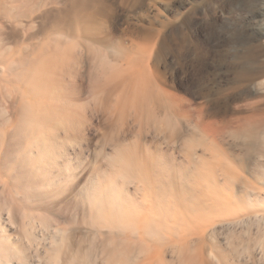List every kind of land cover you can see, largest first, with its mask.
I'll return each instance as SVG.
<instances>
[{"label": "rangeland", "instance_id": "374dc122", "mask_svg": "<svg viewBox=\"0 0 264 264\" xmlns=\"http://www.w3.org/2000/svg\"><path fill=\"white\" fill-rule=\"evenodd\" d=\"M2 1L0 0V2ZM15 1L18 4L15 5L16 2H13V0L10 1L8 0L7 1L8 3L4 7V9L0 8V39L3 38L2 40H0V92L1 94L4 93L6 96L9 93L8 97H5L4 94L2 95L4 96L5 99L6 98H9V100L15 99V102L19 101L20 99V96L19 97L17 96V95H21V93H19L20 91L23 92L24 94H27L23 91V89L21 90L22 87L20 86H22V84L16 83V81L13 80L12 77L7 76L6 68L8 67L9 63L7 61L9 59L11 61L16 60L18 59L17 56L21 57L20 56L21 54L24 56V58L26 55H28L26 56V58L28 59L33 58L30 57L31 55L34 56L35 58V56H37L38 54L41 55V57L43 55L47 57V55L50 56L51 50H53L52 52L55 54L53 53L52 54L55 56H51V59L53 58L52 60L53 64L56 63L54 65V72L56 73V76L57 75H59V77H61V75L63 76L61 78L56 77L57 80L55 84L57 85V87L61 86L60 88L62 90V84L64 83V81H66L63 85L64 88L62 91L65 92L63 96L64 98H66L65 96L69 95L68 96L70 97L69 100L67 99L68 98L67 97L66 98L67 100L65 99L66 100L65 102L64 98L62 99V96H60L61 98L60 99L59 97H57V95L49 96L50 94L48 95L50 98H48V96L46 95H40L36 97L33 94H32L33 96L30 98L29 96L31 95L29 94H27L26 97L31 102H38L40 104L47 103L46 105L43 104L47 107V106H52V104L56 105V103H53L55 101V100L53 101V98L55 96V99H57V101L60 100L59 102L57 101L55 102L59 103V105L61 104V106H59L62 107L61 110L65 111V114H68L70 116L73 115L72 116L73 125H71V127L72 128L75 127V131L71 127L67 130L62 128H61L62 130L60 128H55L53 131L51 130L52 133L49 134L52 141L55 142L54 146H56V142H58L59 139H60L59 140L60 143L58 142L57 146L62 144L63 139L61 140V137L65 138L64 140L66 141L69 139L68 140L69 142H67L66 144L68 145L66 146L67 150L64 149L65 147L64 144L61 145L64 147L60 146L61 147L60 149H58V147L56 146L58 150L55 147L54 156L55 155L56 156L54 158L55 160H57L55 161L56 164L58 160L61 158L60 163H58L59 170L58 168H55V166H57L58 164L56 165L53 160H52L53 163L51 162V164H48L46 166L45 176L46 178H48L46 179L47 182L50 181L52 182V180L49 181L50 176H51L50 178L51 179L53 178L54 180L52 182V186H48L49 188L48 191L51 190L52 188V190L49 191V193L50 194L53 193V194L50 195L51 197L47 196L48 198L47 197L45 198L48 199L46 201L49 200L51 201L48 202L47 205H45L46 203L45 199H44L45 202L41 203L42 206L44 207L42 211L37 206H28L27 203H23V207L20 206L21 207L20 209L17 200H19V198L20 199L22 198L20 197L19 194L16 196L17 194L16 193L14 195L16 196L15 198H13L9 194L12 198L11 199L8 197L7 191L2 192V188H3L1 187L2 183L6 182L5 183L6 185L8 183L10 184L12 177H14V175L17 174L15 173L17 171L15 169L8 170V175L7 173L0 171V181H2L0 182L1 184L0 196L3 195L2 197H5L4 194L7 193L5 194L6 199L8 197L7 200L4 198L1 199L2 198L1 197L0 199L3 200V202L0 200V205H4L5 207L4 202L9 200L8 203L6 202V205L7 207L9 206L11 208L10 211H8L7 208L5 209L3 207V209H5L4 210L5 212L8 211L6 213L4 211L3 213L1 211L2 209L0 210L2 212L0 213V230L3 231L4 233L6 231V233L3 234L10 238V242L12 240L13 242L17 241L15 243L13 242L12 243L18 244L20 249L23 248L24 250L26 249L25 247L22 248L23 244L24 246L26 245V247L29 246L27 245V241L30 242V244H32L31 250L29 249L28 252L26 253L27 255L30 254L31 258H29V256L27 255L24 256L29 258V260H27L29 261V264H49V262L51 263L55 261L52 257L51 259L53 260L49 259L50 256L48 255V253L49 254L51 253L50 249L51 250L54 249V252H52L51 255L54 256L53 253L56 252L55 246L58 245V243L56 244V241L59 240V236H56L59 235L57 234L59 233L58 231H62L63 233L66 231V234L68 233L69 240L66 239L67 241H65L64 244L66 242L71 244V242H69L71 240L73 242L71 244L73 248L74 245L79 243L78 254L76 255L77 259L80 257V260L79 259L76 260L78 264L79 263L86 264V262H84L86 260L85 256H87L88 259L87 264L88 262L90 264H95V263L101 264L102 262L103 264L105 255L100 252H102V248L104 246L100 247L101 245L99 246V243H102L103 245L104 242L107 241V243L105 244V246H107L109 245L108 243L111 242L113 239H118L121 242L123 238L126 239L123 241V243L125 242L124 244H126L127 252L129 255L128 264H148L153 260L155 261V264H172V263L177 264L178 252L176 250L173 251V249L178 248L179 243L181 245L182 242L183 243L187 242L188 251L191 250L193 251L196 248L195 244H197L196 242L198 241L195 239H198L197 237L200 234L205 235V242L207 239L208 241L210 240L209 242L207 241L206 243H208V245L209 243H211L212 246L210 245L209 247H207L208 245L206 244L207 245L206 249L212 247L214 250H216L218 254H220L223 257L224 264L228 263V261L229 262L231 261L228 264H233V263L234 264H241V263L264 264V248L262 252V248L259 247L261 241L260 237L264 231L263 230L264 228L261 223H260L261 225H258L259 218L258 219L255 218L254 220L253 217L254 222H252V224L249 223L250 225L248 224L245 225L244 226L245 229L242 225L245 224V221L244 223L242 222V224L239 225L241 228L239 226L238 228H236L237 226H234L233 232L237 234H233L232 231L231 233H229L228 232L229 230H227L226 232V229H228L227 227L228 224L227 223L224 224V222L227 221L225 219L234 217L241 220H247L249 217L253 216L252 214L249 215V209H250L249 205L245 204L247 206L246 207L245 205H243V203L239 201L240 200L239 197H237V194H240V192L242 191V186L240 182L234 179L232 181L233 184L230 187V185L226 184L225 182L224 178L226 176L234 178L235 176L240 175V176H246L249 179L253 178L250 181L252 183L253 189H255V192L258 194L259 198L256 200L254 199L255 203L258 201L256 203V205L258 206L255 207V205H253L254 202L252 201V207L255 210L256 214L261 216L264 213V180H262L263 178L259 177L260 174H255L256 177L250 174V173H261L264 170V155L256 151L247 153L243 149V147L240 146V143L237 140L233 139L231 136H229V134L224 130H220V132H217L216 134L208 135L202 132L199 129V127L195 125L194 122L199 120L200 117H197L198 115L197 109L202 107L203 112L201 115V120L203 122H207V120L209 121V118L212 115L211 113H213L214 117L211 118H213V120L215 121L214 126L219 128V125H221L223 118L229 117L233 111L232 106H230L232 104V102L230 101L232 99L231 96L235 93H239L240 91L241 92L245 91L246 89L245 86H241L240 88L235 90H230L226 88V85L230 86L235 84L236 78L234 75L235 74L234 70L239 68L240 64L244 62L243 57L237 58V56H241V55L245 56L249 54H253L257 58H262L264 56V42L257 37L258 30L257 29L253 30L248 28V23L250 20L252 21L255 19H259V20L264 19V14H260V10L262 5L264 4V0H142V1L141 0H137V1L136 0H94L92 2V6L93 8H95L94 10L97 11L99 14L95 16V18H93L91 26L93 25L94 27H92V29H94V31L95 29L96 31L97 30L101 31L102 29L104 30L105 28V30L104 31L102 30L101 31L102 33L99 34L98 33L96 34L95 33L96 31L95 32L92 31L93 32L92 35L93 34L97 35L95 37L97 38V40L95 38L91 39V37H93L91 35L90 41H88L89 38L87 36L79 33L80 30L78 31L79 26L77 23H74L72 19L70 18L68 19L64 16L66 14L65 12L66 10L64 11L63 9H65V6L68 5L66 4L67 3L66 0H61V1L52 0L51 2L49 0H40V1L36 0L37 1L36 7H35L36 1L34 0L35 9L33 10L31 9V14L29 17L30 19L27 16H25L24 13L23 15L25 17L22 16V12H25L24 9H27V5H28L27 1L29 0H23V1L19 0L20 2L18 0ZM9 2L11 4L14 3L15 6L10 5ZM8 4L12 6L11 8H13V6L18 8V9L15 8L16 12L18 11L17 12L18 14L21 13L19 17L17 18L15 17L16 20L15 22H13L14 18L12 19L10 18V16H14L16 12L13 13L15 10H10L11 8L7 6ZM110 8L112 10H110ZM55 9L56 10L60 9L61 12L59 13L58 11L57 14V11H55ZM42 11L43 12L46 11V16H44L45 13H42ZM11 12L12 15H10ZM1 13H4V15ZM5 13L7 15H5ZM48 13L50 14L49 17L47 18ZM42 14H44L43 15L44 18ZM40 15H41V19L39 18ZM99 15L101 17H99ZM54 16L57 18H55ZM105 17L106 19H104ZM46 18L48 19V21ZM53 18L54 21L49 20ZM8 19L11 23L8 21ZM10 19H12L13 21H11ZM42 19L44 20L42 21ZM44 21L48 22V23L45 22L47 23V25L44 23ZM57 22L58 23L60 22L59 24L61 25L57 24ZM98 24L100 27L98 26ZM142 27L148 30L150 33H152L153 36L145 37V34H143L142 31L138 32V30H142ZM20 28L23 30H21ZM59 28H61L62 30ZM67 32L70 33V36H68L69 34H67ZM54 36L58 37L57 39L60 43L59 46L62 47L61 48L62 50H65V52H63L61 49H59L60 47L58 46V49L62 52L61 54L63 55H61L60 51L57 50L59 52L58 53L59 56H56L58 55L56 54L57 51H54L56 47L52 49L53 47L52 44L55 42L53 40ZM81 36L82 37L84 36L85 38H82ZM48 38L51 40V46H50L51 49L49 48L50 52L47 50L48 48L46 49V47H49L48 45H50L49 44L50 40ZM81 38L83 39L82 41L87 40L86 42L89 43L90 42L92 43V40L98 41V38L100 39L98 43L106 42L104 43L105 45L102 46H100V44L98 45V43L95 42L98 46L96 48V45L95 46L93 45L94 43L93 41L92 45L94 46L93 48L95 49L92 51L91 48H89L90 45L88 44L89 45L88 48L90 50L88 49L87 51H90L89 55L90 53L95 52L96 56H100L99 48L100 50L105 51L106 54L109 53L108 54L109 64L105 62L104 64L101 63L103 62L102 60H104L105 58L103 56V59L101 58V60H98L100 59L98 57L97 61H99V64L96 65L98 63L96 59L92 61L93 58H95L96 56L90 57L93 56L95 53L91 54L90 56L88 55V52H86L87 46H85L84 44L85 42L83 43L81 42ZM101 38L102 39L106 38V39L104 41H101L102 40ZM79 43L82 44L79 45ZM107 43L108 46H106ZM73 45L74 47H72ZM69 47H71L72 49L69 50ZM102 47L105 48L102 49ZM43 49H46L47 51L46 50L44 51L49 52L50 54L49 53L47 55L44 54V52H42ZM67 49L72 54H70ZM96 50H98V53ZM102 51L101 54L103 53ZM113 51L118 53L117 54L112 53ZM64 53H66L65 54L66 57ZM68 53L69 56H67ZM63 58L64 60H62ZM56 61L58 62V64ZM106 64H108V66L109 65L112 66V68L108 69L109 71L108 70L106 71L105 67L102 68L103 67L102 65L107 67ZM59 65L60 66L62 65L61 68L59 67L60 72H58L59 70L57 71V69H59L58 68ZM94 65L97 67H95ZM98 69L99 71H97ZM101 69L102 71L104 69L107 72L105 74V72L103 71L105 74L103 76L102 74L100 75L99 73ZM65 70H67L66 71L67 74H65L66 73ZM69 71L72 73V75L73 74L75 75L74 78L77 79L75 81L77 82V84L74 83L75 79L74 80L72 79V75ZM68 73L70 75H68ZM91 73H93V76ZM99 75L100 77L98 80ZM67 76L69 77L71 76L70 78L71 80H73L72 81L73 83H71V80ZM88 77L90 79L92 77L95 78H92L90 80ZM93 79L99 82L98 83L96 82L95 85L94 82L91 83ZM69 80L71 84L67 83L69 82ZM69 84L72 85L73 87H70ZM75 84L77 85V87ZM65 85L68 86V88H72V91L73 89H75V91H73L74 94L72 91H70L71 89L70 90L68 88L66 89ZM3 86H5V88ZM11 87L13 88V90ZM67 90H69L68 93H70L71 95L70 94L66 95ZM5 91H7L8 93H6ZM161 91L172 93L178 96L179 98H181V100H183L184 107L187 108L188 111L191 113L192 116L191 119L190 118L182 119V117L177 118L176 115L171 114L172 111L168 115L170 117L167 118V114L169 113L170 110L167 108L168 111H166L165 109L166 111L165 112L159 106V101H158L159 96H157V94L160 95L159 93H161ZM10 93L11 95L12 94L13 95L11 96ZM16 98H18V100ZM153 98H155V100ZM0 99L2 100L3 97H0ZM1 100H0V109H1L0 111H2L3 106H5V108L8 107L4 105V100H2V102ZM7 100L8 99H6L5 101ZM9 100L7 102H11ZM68 101L70 102V105ZM148 101L150 103H148ZM153 101H155V103L157 102L156 103L157 105H155ZM151 102L153 103V106ZM260 104L261 105H259V107H264L263 101ZM154 105L156 106V108ZM65 107L66 109L69 108L70 110H64ZM3 110L4 112H6L5 115H8L7 112L9 111L8 110L5 111V109ZM159 112H161V114ZM63 113L57 112L56 115L59 119H61V117L64 116ZM165 113L167 114L165 115ZM2 114L3 117H5L4 113ZM208 114L210 116H208ZM171 115L174 117L175 119L174 121L170 120V118L172 117ZM0 120L2 121L1 117ZM164 121L165 123L169 121V123L167 122L165 125ZM175 121H177L178 123L176 122L177 124H175ZM2 122H4V120ZM173 123L175 125H173ZM170 124H172L175 127H173ZM77 128H79L80 131L83 130L81 132L83 134H80L78 130L77 132L76 131ZM55 130H57L58 132H56ZM73 131L75 132V136L73 135L74 134ZM66 132L69 133L68 134L69 136L73 135L74 137H72V140L75 141H72L71 137L68 138L67 136L66 138L65 137ZM118 133L119 136L121 137L128 135L127 137L125 136L126 138L124 140L125 144L126 143L129 144L126 145L131 148L132 146H136V147L138 146L139 147L138 151L142 152L141 155L144 153L149 154L148 151H150L151 156H149V158L152 159V156L161 157V162H160L162 164L161 166H164L163 163H166L165 165L169 164L167 166L174 164L173 167L179 168L180 170H187L189 173L192 174V177L195 176L193 179L187 182L189 186L196 188L195 193L193 192V195L192 193L190 194L191 202L194 200V199L192 200V198L194 197L195 199L199 198L196 199L197 201H193V203L195 202V204H192L190 201L186 200L189 194L188 195L184 194L183 192H181L179 188H178L179 191H176L172 187V185L168 180L167 171L165 172L166 174L163 172V174H160V176L158 177L160 181L163 180V184H162L163 187L164 188L167 187L163 189V192L164 191L166 192L164 194L162 193V195H157L156 191L152 193V191L154 190L152 186L154 184H152V182L154 181L155 184L158 183V181L152 176H151L152 179L150 178V176H148V178L146 177L144 178V180H140L143 178L131 177L129 178L130 179L129 181L128 178L127 179H125V177L123 178L121 174L120 175L116 174L117 176L119 175L116 178L117 179L116 185L118 188H120L119 185L121 186L123 182L122 180H120V178L122 177L121 179H124L122 186L124 187L123 193H125V195L121 197L122 201L120 200L121 201L120 204L124 209L125 207L129 208V206L132 203L134 209L131 208L132 206L130 207V209H132L133 212H131V210L127 211L129 210L128 208L124 209V211L126 210L125 211L126 213L125 220H127L125 221L126 223L120 222L119 225L114 224L116 225V227L117 226L118 227L116 228V231L114 230L113 232L112 230L113 233L110 232V235L107 232H109V229L114 227L112 225L113 224L112 222H111L112 224H110L111 228H108L109 225L106 226V224H108L107 221L105 225H102V223L104 224L103 221H99V223H101L102 226L94 225V224L93 226L92 225L89 226L91 222L86 223V218L92 219L93 223L95 224H97L98 221H94L93 217H91L92 215L88 213L90 210L87 208L88 206L87 200L84 201L82 199L83 197L81 198L83 201H79L80 199L78 197L77 198L75 197L76 200H74L73 195H68V196L66 195L67 197H63L65 196V192L64 194H62L63 191L61 192L60 188L63 185L64 187L65 185L69 187L68 185H71L73 180V185L79 182L77 183L79 186L80 182H82L81 183L83 186L82 189L84 188L89 189L90 187L89 185H92L97 180L96 179L97 172H105V175L108 174L111 176L113 173H117L113 167L115 165L113 164L112 166V163L109 162L107 157L113 153V149L111 145L114 146V141L116 140ZM136 133L139 135L141 133V135L143 134V136L141 135L136 136ZM54 135H56V137ZM108 135L109 137H107ZM57 138L58 140L56 141ZM105 138L106 141L104 140ZM112 138H114L115 140H113ZM79 140L81 142V145L80 142H78ZM111 140L113 141V143L111 142ZM106 142L108 143L106 144ZM110 142L112 144H110L109 146ZM63 143L66 142L63 141ZM75 144L77 145L79 144L80 147L78 146L77 148V145ZM140 148L142 151L140 150ZM3 149L4 147L0 152V157L3 152ZM63 149L65 151H68L69 154H66L67 152H64ZM151 150L154 152H152ZM59 151L63 153L59 154L60 153ZM78 151H81L80 154H77L79 153ZM104 152L107 153L103 155L102 153ZM151 153H153V155ZM76 154L79 156L78 158ZM242 154L245 155L244 163H242L244 164L243 167L240 166L241 162L239 161L238 158L239 156L241 157ZM94 155L96 159L99 157L97 161L94 159L93 157ZM166 156L167 159L162 160L165 159ZM10 158H8L7 161L8 163H10ZM62 158L64 159V161ZM91 158H93L94 162L96 161V165L91 164L92 165V166L90 165L91 170L89 171L90 166L88 164H90L89 163L90 161L91 163L93 162ZM106 158L107 160L105 161ZM77 159L79 162L81 161V164L83 165H80V163L77 162ZM1 161L3 162V164L4 163L6 164L5 155L2 156ZM66 161L69 162L68 163L69 165H66L67 164ZM170 161L172 162L170 163ZM99 163L101 165L100 167L98 166ZM63 165L67 167H64ZM70 165H71V169L69 167ZM77 165L79 170H81L82 166L85 167L88 165L89 167L88 166L86 168L82 167V169H84V171L82 170L83 172H80L78 170V173H83L80 175L76 171ZM93 165H95L96 167H94ZM66 168L67 169L69 168L68 172L65 171ZM53 169L55 170L57 169L58 171L57 170L55 171ZM72 169H73V173L71 171ZM93 169L94 170L96 169L95 173L93 172L94 171ZM102 169H104L105 171H102ZM14 170L15 172H13ZM69 171H71L70 172L71 174H74L76 172L74 174V178L73 175L69 173ZM87 171L91 172L89 173L90 176L87 174ZM59 173L61 176L59 175ZM55 175H57L59 178ZM68 175L69 177H67ZM82 175H85L84 178L89 179V182L88 180L85 181L86 179H84ZM114 175L111 177L112 180L114 178ZM164 175H166L167 177L165 176L166 177L165 178ZM75 177L77 178V182L75 180ZM118 178L120 181L118 180ZM66 179H68L69 181ZM81 179L82 180L84 179L83 180L84 182ZM147 179H150V181H148ZM65 180L67 181V183ZM125 180L126 181L128 180L129 182L127 183L125 182ZM180 180L181 179L179 177L177 179L178 183H180L179 182ZM51 182L49 185H51ZM83 183H85V185L88 184L87 185L88 187L84 186ZM81 184L79 188L82 187ZM216 186L218 189L216 188ZM151 188H153V190ZM215 188L218 191L217 193H215V191L213 192ZM57 191L61 193L63 198L61 197L59 192H58L59 194H57ZM177 192L179 194L182 193L183 196L181 195V197L180 196L177 197L179 195ZM11 193L13 195L14 192ZM174 193L177 196H175ZM235 196L237 198H235ZM71 198L73 200H71ZM200 198L206 200V201L204 200V203L202 202V200L201 202H199L201 205H204L205 207L198 204L196 205V203H198ZM219 198L221 201H219ZM210 199H212L213 201ZM234 200L237 203L233 202ZM71 201L72 202L75 201V202L72 203ZM123 201H125L124 203H127V205L129 204L130 205L124 207L122 203ZM63 202L64 203L66 202L67 205L66 203L64 205ZM84 202L86 203V205ZM61 203H63V205H61ZM81 203L82 205L84 203L83 206H85L86 208L82 207ZM205 203H207V205ZM65 206H67V209H64ZM211 206L212 208H210ZM0 208H2V206ZM47 208L51 209L52 212L50 211V209H49L50 212L48 211V213L51 214H47L46 211ZM76 208L79 209L76 210ZM23 209H25V212L23 211ZM85 209L86 210L88 209L89 211L87 210L88 212H85L84 215L83 211H86ZM60 210L63 211L66 210V212L63 211L60 212ZM80 210H82L81 211L82 213L80 212ZM227 210L230 211L229 214H231V210H233L232 211L233 214L228 215ZM22 211L25 215L22 213ZM75 211L76 213H74ZM150 211L153 212L152 216L154 214V211L157 213H155L154 216L152 217ZM87 213L90 214V217L88 216ZM224 213H227V215L220 218L221 216L225 215ZM148 214L150 216H148ZM41 216L43 220L45 218L49 222L47 223V220H45L46 221L45 224H42L43 221L41 219L39 218L36 219L37 217H41ZM127 217H129L130 219L128 218L129 219L128 220ZM29 218H31V220L33 218L36 219V222L34 221L33 223L34 228H31L32 225L27 224L28 222H30ZM219 219H221V221ZM10 220H12L13 224L11 223ZM134 220H138V221L140 220V222L142 223L143 221L145 222L144 224L141 223L142 224L141 225L140 222L138 224V221H134ZM158 220H160V223L161 222L163 223L161 227H159L160 223L158 224ZM40 221H42V223ZM155 221H157L156 222L157 224H155ZM149 222L150 224H148ZM49 223L50 224L52 223V227L50 226L48 229L49 225L47 224ZM134 223H137V225ZM133 224L134 226L137 227H134L136 229H134L132 232ZM149 225L151 227L153 226L152 228L153 230H150V228L147 227ZM218 225L221 227L222 230L220 229V227H218ZM221 225L225 227V229H223ZM45 226H47V229L42 230V228H45ZM246 226L252 229L248 228L246 231L247 228ZM73 227L77 228V230L75 229L76 230L75 234L73 233L75 231ZM158 227L161 228L159 229V232H157L156 234H151L152 232L157 231ZM231 227L232 226L229 227L230 230L232 229ZM214 228L217 229L216 232L210 234V232H213ZM239 228L243 230H240ZM147 229L148 231L146 232ZM26 230L28 231L25 232ZM68 230L69 232L72 230L71 233L67 232ZM251 230L253 232H251ZM1 231L0 234L2 233ZM29 231L30 233L28 234ZM248 231L251 232V234ZM101 232L102 233L105 232V234L103 233L102 235H100ZM63 233H60V235H63ZM208 233L210 238L209 236H207ZM70 234H71V239H70ZM26 235L29 236V240L27 239L28 237H26ZM65 235L61 237L64 239ZM32 236H34L35 238ZM72 236L75 240L74 239L72 240ZM56 237H58V239ZM256 238H258L259 241H256L258 240ZM127 239H130V241H128L129 243L127 242ZM133 239L138 240V242L137 241L133 242L134 241ZM217 239L220 240V242ZM30 240H32V242L34 243H32ZM61 241H62L61 243H63V240ZM93 241H95L98 244V247L95 246L97 244ZM61 243L59 242V248L57 250L59 251L60 249L61 251L62 249H65L63 250L65 251L64 252L65 254L68 252V251L66 252V250H68L70 247H67L68 244L67 243L66 246L63 244L67 248H64L63 245H62L63 248H60ZM136 244L137 246H134ZM52 245L53 247L50 248V246ZM68 246L70 245L68 244ZM74 249L70 248V250L73 251ZM79 250L81 253H79ZM73 251H71L70 254L71 256L73 255V257H75ZM76 251L75 253H77ZM171 251H173L174 253ZM251 251L255 253L254 254L255 260L250 259L248 256ZM23 252L21 254L22 257L25 254V253L23 254ZM59 252H56V254L60 256ZM62 252L60 259H62V255H63ZM12 253L13 255L11 257L18 256V258L17 257L16 258L19 260L18 261L17 259L14 260L13 257L12 259L10 258L12 260V261L10 260V262H14L15 264H20L19 261L21 259L24 260V257L22 258L21 256H19L18 253L15 252L16 254H18L16 256L14 254V251H12ZM70 254H68V257ZM88 254L89 255L92 254V255L89 256ZM101 254L103 257L101 256ZM205 256L210 264H216V261L212 259L207 253ZM19 257H21V259ZM68 257H66L67 259L63 257L64 258L63 260H60L59 258L56 259L55 257L54 258L58 260V263L60 260L61 263L64 260L66 262L68 260ZM92 260L95 261V263H93ZM156 260H158V263L156 262ZM15 261H17L18 263H16ZM27 261L26 262L23 261L25 262L24 264H27ZM71 262L74 261L72 260ZM152 263L154 264V262ZM67 264H72V263L68 262Z\"/></svg>", "mask_w": 264, "mask_h": 264}, {"label": "bare ground", "instance_id": "6f19581e", "mask_svg": "<svg viewBox=\"0 0 264 264\" xmlns=\"http://www.w3.org/2000/svg\"><path fill=\"white\" fill-rule=\"evenodd\" d=\"M2 1V0H1ZM8 0H4V1H2V2H0V8L1 9H4V7L6 6V4L8 3L7 2ZM10 1V0H9ZM19 1V0H18ZM23 1V0H22ZM36 1V0H35ZM34 0H29V1H27V3H28V5H27V9H24L25 10V12H22V16H24L23 15V13L25 14V16H27L28 18L30 17V14H31V9L33 10V9H35V7H36V4H37V1H36V3H35V7H34V2H35ZM40 1V0H39ZM50 2L52 1V0H49ZM57 1V0H56ZM61 1V0H60ZM60 1H59V3H60ZM67 1V3L66 4H68V5H66L65 6V9H63L65 12H66V14L64 15L66 18H70V19H72V21L74 22V23H77L78 24V31L80 30V32L79 33H81V34H84L85 36H87L88 38H89V40L88 41H90V36L92 35V31H94V29H92V27H94L93 25L91 26V24H92V21H93V18H95V16H97L99 13L97 12V11H95L94 9L95 8H93V6H92V2L94 1V0H66ZM137 1V0H136ZM142 1V0H141ZM12 2V1H11ZM13 2H16L15 0H13ZM20 2V1H19ZM63 2V1H62ZM61 2V3H62ZM98 2V1H97ZM100 2V1H99ZM10 3V2H9ZM22 3H24V2H22ZM40 3V2H39ZM47 3H48V1H47ZM54 3V2H53ZM137 3V2H136ZM143 3V2H142ZM16 4H18L17 2L15 3V5ZM24 4H26V3H24ZM24 4H22V5H24ZM44 4V3H43ZM49 4H51V3H49ZM94 4V3H93ZM10 5H14V3L13 4H11L10 3ZM9 4L7 5L9 8H11L12 6H10ZM14 5V6H15ZM21 5V4H20ZM41 5V4H40ZM62 5V4H61ZM13 6V8H11L10 10H15L13 13H15L16 12V9H18V8H16V7H14ZM39 6V5H38ZM44 6V5H43ZM61 7V6H60ZM114 7V6H113ZM9 8H8V10H9ZM16 8V9H15ZM26 8V7H25ZM112 8V7H111ZM110 8V10H112ZM141 8V7H140ZM49 9H51V8H49ZM62 10V11H63ZM100 10V9H99ZM5 11H6V9H5ZM22 11V10H21ZM55 11H57V14H58V11H59V13L61 12V10L60 9H58V10H56L55 9ZM128 11V10H127ZM18 12V11H17ZM16 12V13H17ZM48 12V11H47ZM103 12V11H102ZM106 12V11H105ZM8 13V12H7ZM15 13V15L14 16H10V15H12V12H11V14L9 15L10 16V18H14V21L12 20V19H10L11 21H13V22H15L16 20H15V17L17 18V17H19L20 16V14L21 13H17L16 14ZM38 13V12H37ZM42 13H45V15L44 14H42V16L44 15V16H46V11H42ZM53 13V12H52ZM112 13V12H111ZM127 13V12H126ZM1 14H3L4 15V13H1ZM49 14L50 13H48L47 15V18L49 17ZM57 14H55V15H57ZM260 14H264V4L262 5V7H261V10H260ZM2 15V16H3ZM5 15H7L6 13H5ZM60 15V14H59ZM21 16V17H22ZM24 16V17H25ZM44 16H43V18H44ZM103 16V15H102ZM105 16H106V14H105ZM55 17V16H54ZM99 17H101L100 15H99ZM104 17V16H103ZM110 17V16H109ZM112 17H114V16H112ZM40 19H41V15H40V17H39ZM46 18V19H47ZM55 18H57V17H55ZM30 19V18H29ZM104 19H106V17L104 18ZM6 20V19H5ZM44 19H42V21H43ZM49 20H53L54 21V18L53 19H49ZM64 20V19H63ZM67 20V19H66ZM99 20V19H98ZM8 21H9V19H8ZM21 21V20H20ZM23 21V20H22ZM47 21H48V19H47ZM47 21H44V23L45 22H47ZM100 21V20H99ZM103 21V20H102ZM10 22V21H9ZM12 22V23H13ZM50 22V21H49ZM69 22V21H68ZM96 22V21H95ZM11 23V22H10ZM24 23V22H23ZM43 23V22H42ZM48 23V22H47ZM47 23H45L46 25H47ZM53 23V22H52ZM60 23V22H59ZM58 22H57V24H59ZM65 23V22H64ZM97 23V22H96ZM95 23V24H96ZM101 23V22H100ZM22 25V24H21ZM25 25V24H24ZM49 25V24H48ZM59 25H61V24H59ZM58 25V26H59ZM63 25V24H62ZM68 25V24H67ZM53 26V25H52ZM64 26V25H63ZM69 26V25H68ZM98 26H99V24H98ZM24 27V26H23ZM43 27V26H42ZM56 27V26H55ZM100 27V26H99ZM19 28V27H18ZM22 28V27H21ZM20 28V29H21ZM248 28H250V29H253V30H258L257 31V37L259 38V39H261L263 42H264V19H255V20H250L249 21V23H248ZM19 29V30H20ZM44 29V28H43ZM59 29H61V28H59ZM72 29V28H71ZM70 29V30H71ZM137 29V28H136ZM21 30H23V29H21ZM62 30V29H61ZM68 30V29H67ZM73 30H75V29H73ZM103 30V29H102ZM101 30V31H102ZM104 30H105V28H104ZM103 30V31H104ZM60 31V30H59ZM69 31V30H68ZM95 31H96V29H95ZM94 31V32H95ZM101 31H96L95 33L97 34H99V33H102ZM143 32V34H145V37H148V36H153L152 35V33H150L148 30H146L145 28H143L142 27V30H138V32ZM20 32V31H19ZM53 32V31H52ZM55 32H56V30H55ZM70 32V31H69ZM72 32H74V31H72ZM71 32V33H72ZM104 33V32H103ZM67 34H69L68 36H70V33H68L67 32ZM96 34H93L92 36L93 37H91V39L92 38H95L97 35ZM57 35V34H56ZM103 35V34H102ZM131 35V34H130ZM34 36V35H33ZM72 36V35H71ZM82 37V36H81ZM98 37H99V35H98ZM101 37V36H100ZM58 37L56 36H54V38H53V40L56 42H54L53 40V44H55V45H53L52 44V49H54V47H56V49L54 50V51H60L59 49H61L62 47H60L59 45H60V43H59V41H58V39H57ZM82 38H85L84 36L82 37ZM81 38V42L83 43V42H85L84 44H85V46H87V49H86V52H88V55H89V52L90 51H87L89 48H91V50L93 51L95 48H93L95 45H96V48L98 47L97 46V44L96 43H98V41L100 40L99 38H98V41H96L97 40V38H95L96 40L94 41V40H92V43H93V41H94V43H93V45H92V43L90 42H86V41H82L83 39ZM144 38V37H143ZM3 39V38H2ZM2 39H0V40H2ZM49 39V38H48ZM102 39V38H101ZM106 39V38H105ZM105 39H102L101 41H104ZM108 39V38H107ZM50 40V39H49ZM48 41V40H47ZM46 41V42H47ZM107 41H109V40H107ZM45 42V43H46ZM2 43V42H1ZM44 43V44H45ZM82 43H79V45H81ZM87 43V44H86ZM104 43H106V42H104ZM104 43H98V45L100 44V46H102V45H105ZM49 44L50 45H48V43H47V45L49 46V47H46V49L50 52V50H49V48L51 49V40H50V42H49ZM57 44V45H56ZM90 46H89V45ZM46 45V46H47ZM91 45H92V47H91ZM58 46L60 47L59 49H58ZM84 46V45H83ZM82 46V47H83ZM88 46H89V48H88ZM106 46H108V43H107V45ZM44 47H45V45H44ZM43 47V48H44ZM72 47H74V45L72 46ZM103 48H105V47H102V49ZM46 49H43V51L42 52H44V54H48L49 52H45L44 50H46ZM65 49V48H64ZM70 49H72L71 47H69V50ZM84 49V48H83ZM107 49V48H106ZM46 50V51H47ZM62 50V49H61ZM68 50V49H67ZM66 50V51H67ZM68 50V52L70 53V51ZM90 50V49H89ZM53 50H51V54L53 53L52 52ZM56 52V54H58L59 52ZM63 52H65V50H62ZM91 51V52H92ZM97 51V53H98V50H96ZM99 53H100V56H96V53L94 54V53H90V55L91 54H94L93 56H90V57H94V56H96L95 58H93V60L92 61H94L95 59H96V61H97V59H98V57L100 58V59H98V60H101V58L103 59V56L105 57L104 58V60H102L103 62H101L102 64H104V62L105 63H108L109 64V60H108V54H106V52L105 51H102V50H100V48H99ZM101 51L103 52L102 54H101ZM112 51V50H111ZM85 52V51H84ZM62 52L60 51V54H61ZM67 53V52H66ZM66 53H64V55L66 54ZM69 53H68V55L67 56H69ZM112 53H115V54H117L116 52H112ZM41 54V53H40ZM50 54V53H49ZM50 54V56L49 55H47V57H50V58H47V57H45V55H43L42 57H41V55H37V56H35V58H34V56H30V57H33V58H31V59H28V58H26V56H28V55H26L25 56V58H24V56L21 54L20 56L22 57H18L17 56V58L18 59H16V60H13V61H11L10 59L7 61L9 64H8V67L6 68V73H7V76H9V77H12L13 78V80H15L16 81V83H19V84H22V86H20V87H22L21 88V90L23 89V91L25 92V93H27V94H29V95H31V96H29V98L30 97H32L33 95L34 96H40V95H46V96H48L49 94V96H53V95H57V97H59L60 98V96H62V99L64 98L63 96H64V94H65V92H63L62 90H63V88H64V83L66 82V81H64V83L62 84V90H61V86L59 87H57V85L55 84V82H56V80H57V78L56 77H59V75H57L56 76V73L54 72V65L56 64H53V58L51 59V56H55V55H53V54H55V53H53L52 55ZM70 54H72V53H70ZM105 54H106V56H107V59H106V56H105ZM61 55H63V54H61ZM77 55V54H76ZM99 55V54H98ZM236 55V54H235ZM56 56H59V54L58 55H56ZM263 56V55H262ZM261 56V57H262ZM65 57H66V55H65ZM238 57H243L244 58V62L243 63H239L240 64V67L239 68H237V69H235L234 70V72H235V84H233V85H226V88H228V89H230V90H235V89H238V88H240L241 86H245L246 87V89H245V91H243V92H239V93H235V94H233L231 97H232V99L230 100L231 102H232V104L230 105V106H232V109H233V111H232V113H231V115L229 116V117H226V118H223V121H222V123H221V125H219V128H217V127H215L214 126V124H215V121L213 120V118H211V117H214V115H213V113H211L212 115L210 116L209 114H208V116H210V118H209V121L207 120V122H203L202 120H201V115H202V112H203V108L202 107H200V108H198L197 110H198V115H197V117H200L199 118V120L198 121H194L195 122V125L197 126V127H199V129L202 131V132H204V133H206V134H216L217 132H220V130H224L225 132H227L228 134H229V136H231L233 139H235V140H237L239 143H240V146H242L243 147V149L247 152V153H250V152H252V151H256V152H258V153H260V154H262V155H264V107H259V105H261L260 103L263 101L264 102V56L262 57V58H257L256 56H254L253 54H249V55H245V56H237V58ZM78 58V57H77ZM61 59V58H60ZM62 60H64V58L62 59ZM81 60V59H80ZM5 61V62H6ZM9 61H11V62H9ZM58 61V60H57ZM56 61V62H57ZM108 61V62H107ZM54 62H55V60H54ZM59 62V61H58ZM58 62H57V64H58ZM98 63L96 64V65H98L99 64V61H97ZM235 62V61H234ZM61 64V63H60ZM77 64V63H76ZM79 64V63H78ZM87 64V63H86ZM108 64H106L107 65V67L106 66H104V65H102L103 67L102 68H104L105 67V70L107 71L109 68H112V66H108ZM67 65V64H66ZM81 65V64H80ZM101 65V64H100ZM62 66V65H61ZM61 66L59 65L58 66V68L60 67L61 68ZM95 66V65H94ZM91 67V66H90ZM93 67V66H92ZM95 67H97V66H95ZM101 67V66H100ZM60 68L59 69H57V71L58 72H60ZM107 68V69H106ZM82 69V68H81ZM91 69V68H90ZM97 69V68H96ZM95 69V70H96ZM62 70V69H61ZM63 70H64V67H63ZM62 70V71H63ZM92 70V69H91ZM104 69H103V71L105 72V74L107 73L106 71H105ZM113 70V69H112ZM62 71H61V73H62ZM67 70H65V72H66ZM93 71V70H92ZM97 71H99V69L97 70ZM96 71V72H97ZM102 71V69H101V71L99 72L100 73V75L102 74V76L103 75H105L104 74V72ZM109 71V70H108ZM57 72V73H58ZM70 72V71H69ZM95 72V73H96ZM103 72V73H102ZM71 73V72H70ZM74 73V72H73ZM87 73V72H86ZM65 74H67V72L65 73ZM64 74V75H65ZM92 74V76H93V73H91ZM97 74V73H96ZM95 74V75H96ZM68 75H70L69 73H68ZM71 75H72V73H71ZM100 75L98 76V80H99V77H100ZM101 76V77H102ZM61 77H63L62 75H61ZM61 77H59V78H61ZM67 77H69V76H67ZM71 77V76H70ZM69 77V79L71 80V78ZM75 75L73 74L72 75V79L74 80L75 78ZM77 77V76H76ZM90 77H91V75H90ZM96 77V76H95ZM95 77H92V78H95ZM66 78V77H65ZM89 78V77H88ZM91 78V79H92ZM90 79V78H89ZM90 79V80H91ZM97 79V78H96ZM68 80V79H67ZM70 80H69V82H67V83H70ZM73 80H71V83H73L72 81ZM77 79H75L74 80V83H76L77 84V82H75ZM92 82H94L95 83V85H96V82L97 81H95L94 79L91 81V83ZM99 82V81H98ZM97 82V83H98ZM59 83V82H58ZM70 83V84H71ZM69 84V85H70ZM75 84V85H76ZM68 85V84H67ZM79 86V85H78ZM4 88H5V86H3ZM2 87V88H3ZM19 87V86H18ZM65 87H66V89L68 88V86H66L65 85ZM70 87H73L72 85H70ZM76 87H77V85H76ZM244 87V88H245ZM3 88V89H4ZM12 88V87H11ZM15 88H16V86H15ZM20 89V88H19ZM70 91H72V88H68ZM107 89V88H106ZM105 89V90H106ZM12 90H13V88H12ZM69 90H67V94L66 95H68V94H70V93H68L69 92ZM104 90V91H105ZM108 90V89H107ZM162 90H163V88H162ZM164 90H165V88H164ZM20 91V90H19ZM66 91V90H65ZM73 91H75V89H73ZM72 91V92H73ZM6 93H8L7 91H5ZM12 92H14V91H12ZM71 92V93H72ZM109 92V91H108ZM156 92V91H155ZM17 93H18V91H17ZM19 93H21V95H17L18 97L20 96V99H19V101H17L18 100V98H16L17 100V102H15V99H13V100H9V98H6V99H8L9 101H11V102H7V101H5L6 99L4 98V96L2 95V94H4V93H2L1 94V92H0V97H3V99L2 100H4V105H6V106H8V107H6L5 108V106H3V109H5V111L6 110H8L9 112H10V114H9V112H7L8 113V115L9 116H11V117H9L8 115H5L6 114V112H4V110L2 109V111H0V117L2 118V121L4 120V122H2L1 120H0V152H1V150H2V148L4 147V149H3V152H2V154H1V157H0V171H3V172H5V173H7V175H8V170H12V169H15L17 172H15V170L13 171V172H15V173H17V174H15L14 175V177H12V180H11V182H10V184L8 183L7 185L5 184L6 182H3L2 183V185H1V187H3L2 188V192H8V194L7 193H5V194H7L8 195V197L9 198H11V196L13 197V198H15L18 194L20 195V197L22 198V199H20L19 198V200H17V202H18V205H19V207L21 206V207H23V203H27V205L28 206H37L38 208H40L41 209V211L43 210V206H42V202H45L46 200H48V199H45L47 196H50V195H52V194H50L49 193V191H51L52 190V188H51V190H49L48 191V186H52V182L54 181L53 180V178L51 179L49 176H47V177H49V181L50 180H52V182H51V185H49L50 184V182H47V180L46 179H48V178H46V176H45V172H46V166L48 165V164H51V162L53 163V161L55 162V161H57V160H55V156H54V152H55V147L57 146V143L59 142V140H58V138L56 139V141L58 140V142H56V146H54V141H52V139H51V137L49 136V134H51L52 133V131L55 129V128H62V129H69L70 127H71V125H73V115L72 116H70V115H68V114H65V111H62L61 109H62V107H59V106H61V104L59 105V103H57V102H59L60 100H58L57 101V99H55V96H54V98H53V101L55 100V101H57V102H53V103H56V105H54V104H52V106H45L47 103H43V104H45V105H43V104H40V103H38V102H31L27 97H26V95L27 94H24L23 92H19ZM62 95H61V94ZM33 94V95H32ZM73 94H74V92H73ZM160 95H158L157 94V96H159V99H158V101H159V106H160V108L161 109H163L164 111H165V109H166V111H168V109L170 110L169 111V113L167 114V113H165V115L167 114V118L168 117H170V116H168L170 113H171V111H172V113L171 114H174V115H176L177 116V118H179V117H182V119H184V118H187V119H191V113L188 111V109L187 108H185L184 107V104H183V100H181V98H179L178 96H176V95H174V94H172V93H169V92H166V91H161V93H159ZM5 95V94H4ZM8 95H9V93L7 94V96L5 95V97H8ZM10 95H11V93H10ZM13 95V94H12ZM11 95V96H12ZM71 95V94H70ZM16 96V97H17ZM48 96V98H50ZM69 96V95H68ZM68 96H65L66 98L68 97ZM75 96V95H74ZM72 97H73V95H72ZM72 97H71V100H72ZM152 97V96H151ZM47 98V99H48ZM52 98V97H51ZM66 98H64V101L66 102V100L68 99L69 100V98L70 97H68L67 99ZM156 98V97H155ZM155 98H153L154 100H155ZM44 99H46V98H44ZM61 99V98H60ZM66 99V100H65ZM1 100V99H0ZM2 100H1V102H2ZM70 100V101H71ZM152 100V99H151ZM51 101H52V99H51ZM50 101V102H51ZM62 101V100H61ZM49 102V103H50ZM69 102V101H68ZM154 103H155V101H153ZM8 103V104H7ZM148 103H150L149 101H148ZM157 103V102H156ZM155 103V105H157ZM151 104H152V106H153V103L151 102ZM51 105V104H50ZM64 105H66V104H64ZM69 105H70V102H69ZM154 105V106H155ZM67 107H69V106H67ZM155 108H156V106H155ZM168 108V109H167ZM1 110V109H0ZM64 110H70L69 108H67L66 109V107L64 108ZM157 110V109H156ZM147 111V110H146ZM160 111V110H159ZM163 111V112H164ZM165 111V112H166ZM196 111V110H195ZM4 113V115H5V117H3V114L2 113ZM57 112H61V113H63V117H61V119H59L58 117H57V115H56V113ZM152 112V111H151ZM73 113V112H72ZM153 113V112H152ZM160 114H161V112H159ZM158 113V114H159ZM71 114V113H70ZM74 114V113H73ZM154 114V113H153ZM2 115V116H1ZM164 115V116H165ZM161 116H163V115H161ZM172 116V115H171ZM176 116H175V118H176ZM9 117V118H8ZM203 117V116H202ZM164 118V117H163ZM172 118H173V120H172ZM6 119V120H5ZM80 119V118H79ZM83 120V119H82ZM88 120V119H87ZM86 120V121H87ZM170 120L171 121H174L175 119H174V117L172 116L171 118H170ZM85 121V122H86ZM171 121H170V123H171ZM220 121V120H219ZM75 122V121H74ZM152 122H153V120H152ZM168 123H169V121H167ZM166 122V123H167ZM177 121H175V124H177L176 123ZM221 122V121H220ZM1 123H3L4 124V126H3V124H1ZM82 123V122H81ZM164 123H165V121H164ZM166 123H165V125H166ZM174 123H173V125H175ZM79 125H81V124H79ZM170 125H172V124H170ZM172 125V126H173ZM77 126V125H76ZM3 127V128H2ZM173 127H175V126H173ZM72 128V127H71ZM81 128V127H80ZM111 128V127H110ZM61 129V130H62ZM74 131H75V127L74 128H72ZM112 129V128H111ZM173 129V128H172ZM52 130V131H51ZM79 131L80 132V134H83V133H81L82 131H80L79 130V128H77L76 129V131ZM171 130V129H170ZM176 130V129H175ZM56 132H58L57 130H55ZM70 131V130H69ZM72 131V130H71ZM73 131V135L75 136V132ZM77 131V132H78ZM76 132V133H77ZM125 133V132H124ZM61 134V133H60ZM69 133L68 132H66L65 133V137L67 138V136H68V138L69 137H71V140H72V137H74L73 135L72 136H69L68 135ZM71 134V133H70ZM205 134V135H206ZM64 135V134H63ZM76 135H79V134H76ZM116 135V134H115ZM137 135H139V134H137L136 133V136ZM140 135H141V133H140ZM139 135V136H140ZM55 137H56V135H54ZM58 136V135H57ZM82 136V135H81ZM114 136V135H113ZM117 136V135H116ZM126 136V135H125ZM125 136H119V133H118V136H117V138H116V140L114 139V138H112L113 140H115L114 141V146L113 145H111L112 146V149H113V153L111 154V155H109L107 158H108V160H109V162L110 163H112V166H113V164L115 165V166H113L114 167V169H115V171L117 172V173H113L112 174V176L114 175V178H113V180H112V176L111 175H105V172H97V174H96V182L95 183H93L92 185H89L90 187H89V189H82L83 188V186H82V182H80V184H81V186L82 187H80L79 188V186H80V184H79V186H78V184L77 183H79V182H77V178L79 177V175H78V177L76 178L75 177V180H76V184H74L73 185V180H72V184L71 185H68L69 187H67V185H65V187H64V185L63 184H65V183H63V184H61V185H63V186H61V188H60V190H61V192H62V194H64V192H65V196H63V197H67L68 195H73L74 196V200H76L75 199V197L77 198H79L78 200L79 201H86L87 200V208L90 210H86V211H83V213H84V215H85V212H88V213H90L92 216L91 217H93V219H94V221H98V223L97 224H95V223H93V220L92 219H90V218H86V223H90L89 224V226L90 225H92L93 226V224L94 225H101V223H99V221H103L104 222V224L102 223V225H105L106 224V221L108 222V224H106V226L107 225H109L108 226V228H111L110 226V224H112L114 227L113 228H111V229H109V232H107V233H109V235H110V232H112V230H113V232H114V230L116 231V228L118 227H116V225H114V224H120V222L121 223H124L125 221H127V220H125V217H126V213H125V211H124V209H126V208H128V207H125V206H129V205H127V203H124L125 201H123L122 203H123V206L125 207L124 209L122 208V205L120 204L121 203V201H122V199H121V197H123V195H125V193H123V189H124V187L122 186L123 185V182H124V179H121L122 177L124 178L125 177V179H127L128 178V180L130 181V179L129 178H131V177H136V178H143V179H140V180H144V178H148V176H150V178L152 179V177H154L157 181H158V183L157 184H155V182L153 183L152 181V184H154L155 185V187H154V185H152L153 186V188H154V190H153V188H151L153 191H152V193L154 192V191H156V193H157V195H162V193L164 194L166 191H164L163 192V189H165V188H167V187H163V180L162 181H160V179L158 178L159 176H160V174H163V172L165 173L166 171H167V176H168V180H169V182H170V184L172 185V187L176 190V191H179L178 190V188L181 190V192H183L184 194H189L188 196H187V198H186V200L187 201H190V194L192 193V195H193V192L195 193V191H196V188H193L192 186H189L188 184H187V182L189 181V180H191V179H193L195 176H193L192 177V174L191 173H189L187 170H180L179 168H175V167H173V165H170V166H167V165H169V164H167V165H165L166 163H163L164 164V166H161L162 164L160 163L161 162V157H154V156H152V159L151 158H149V156H151L150 155V151H148L149 152V154H145L144 152V154H142L141 155V153L142 152H140V151H138V146L136 147V146H132V148L131 147H129V146H127V145H129V144H125V142H124V140L126 139L125 138ZM128 136V135H127ZM126 136V137H127ZM141 136H143V134L141 135ZM53 137V136H52ZM83 137V136H82ZM107 137H109V135L107 136ZM121 137V138H120ZM138 138V137H137ZM63 139V140H62ZM65 138H63V137H61V140H62V144H64L65 145V147L64 146H61L62 144H60V145H58L57 147H58V149H60L61 147H64V149H66L67 147L66 146H68V145H66L67 144V142H69L68 140L66 141V140H64ZM75 139H76V137H75ZM78 139V138H77ZM108 139V138H107ZM139 139V138H138ZM137 139V140H138ZM105 141H106V138L104 139ZM136 140V141H137ZM63 141L64 142H66V143H63ZM72 141H75V140H72ZM71 141V142H72ZM104 141V142H105ZM77 142V141H76ZM78 142H80V140L78 141ZM111 142L113 143V141L111 140ZM109 143V146H110V144H112V143ZM142 142V141H141ZM60 143V142H59ZM108 142H106V144H107ZM105 144V145H106ZM134 144H136V143H134ZM133 144V145H134ZM75 145H77V144H75ZM80 145H81V142H80ZM61 146V147H60ZM78 146H79V144L77 145V148H78ZM107 146V145H106ZM57 147H56V149H57ZM80 147V146H79ZM141 147V146H140ZM103 148V147H102ZM57 149V150H58ZM63 149V151L64 152H67L66 154H69V152L68 151H65ZM67 150V149H66ZM82 150H83V148H82ZM81 150V151H82ZM105 150V149H104ZM140 150H141V148H140ZM144 150V149H143ZM62 151V150H61ZM81 151H78L79 153H77V154H80V152ZM142 151V150H141ZM152 151V150H151ZM60 152V151H59ZM102 152V151H101ZM100 152V153H101ZM140 152V153H139ZM152 152H154V151H152ZM61 153H63V152H60L59 154H61ZM107 153V152H106ZM105 152L104 153H102L103 155L104 154H106ZM158 153V152H157ZM58 154V153H57ZM65 154V153H64ZM76 154V155H77ZM82 154V153H81ZM152 155H153V153H151ZM3 155H5V162H6V164L4 163L3 164V162L1 161L2 160V156ZM97 155H99V154H97ZM161 155V154H160ZM159 155V156H160ZM73 156V155H72ZM10 157H12V158H10ZM79 156L77 155V158H78ZM82 157V156H81ZM94 157V159L97 161V159L99 158H95V155L93 156ZM97 157V156H96ZM163 157H164V154H163ZM244 157H245V155H243L242 154V156L240 157H238L239 158V161L241 162V167H243V165L244 164H242V163H244ZM247 157V156H246ZM7 158V159H6ZM8 158H10V163H8L7 161H8ZM54 158V159H53ZM107 158L105 159V161L107 160ZM61 159V158H60ZM60 159L58 160V162H57V164L58 163H60ZM63 159V158H62ZM76 159V158H75ZM92 159V161H93V158H91ZM167 159V156H166V158L165 159H162V160H166ZM53 160V161H52ZM79 160H80V158H79ZM171 160V159H170ZM63 161H64V159H63ZM72 161V160H71ZM71 161H70V164H71ZM76 161V160H75ZM96 161L94 162H92L91 163V161L89 162L90 164H88L89 166L91 165V164H95L96 165ZM67 162V164L66 165H69L68 163V161H66ZM65 162V163H66ZM77 162H79L78 161V159H77ZM104 162V161H103ZM169 162V161H168ZM172 161H170V163H171ZM80 163V165H83V164H81V161L79 162ZM101 163V162H100ZM100 163H99V167L101 166L100 165ZM55 164H56V162H55ZM56 164V165H57ZM105 164V163H104ZM8 165V166H7ZM87 165V166H88ZM95 165H93L94 167H96ZM7 166V167H6ZM50 166V165H49ZM53 166H55V165H53ZM52 166V167H53ZM58 166V167H57ZM57 166H55V168H58V170H59V164L57 165ZM64 166V165H63ZM87 166H82V167H84V168H86ZM88 166V167H89ZM92 166V165H91ZM91 166L89 167V168H87V169H89V171L91 170ZM108 166V165H107ZM111 166V165H110ZM64 167H67V166H64ZM70 167V169H71V165L69 166ZM81 167V166H80ZM82 167H81V170H79L78 169V165H77V173H78V170L80 171V172H83L84 171V169H82ZM93 167V168H94ZM245 167V166H244ZM105 169H107V168H105ZM51 170V169H50ZM53 170H55V169H53ZM57 170V169H56ZM55 170V171H56ZM57 170V171H58ZM64 170V169H63ZM68 170H69V168L67 169L66 168V172H68ZM83 170V171H82ZM94 170V169H93ZM96 170V169H95ZM93 171L94 173L96 172V171ZM72 171V173H73V169L71 170ZM71 171H69V173L71 172ZM89 171H87V174L89 175V173H91V172H89ZM102 171H105L104 169H102ZM48 172H49V170H48ZM65 172V173H66ZM75 172V171H74ZM86 172V171H85ZM57 173V172H56ZM76 173V172H75ZM74 173V174H75ZM55 174V173H54ZM71 174V173H70ZM74 174H71V175H73V178H74ZM78 174H83V173H78ZM116 174H121L122 175V177L120 178V180H122L123 182H122V185L120 186L119 185V187L120 188H118L117 187V185H116V181H117V177L119 176H117ZM166 174V173H165ZM198 174V173H197ZM252 176H254V177H256L255 176V174H260L259 175V177H261V178H263L262 180H264V170L261 172V173H250ZM59 175H60V173H59ZM55 176H57V175H55ZM61 176V175H60ZM83 176V178H84V176L85 175H82ZM82 176H80V177H82ZM90 176V175H89ZM89 176H87V177H89ZM116 176V177H115ZM152 176V177H151ZM166 175H164V177H165ZM166 176V177H167ZM211 176V175H210ZM58 177V176H57ZM67 177H69V175L67 176ZM71 177V176H70ZM165 177V178H166ZM180 177V183H178V181H177V179ZM199 177V176H198ZM204 177V176H203ZM224 177H225V175H224ZM249 177H251V176H249ZM59 178V177H58ZM91 178V177H90ZM211 178H213V177H211ZM215 178V177H214ZM57 179V178H56ZM69 179V178H68ZM68 179H66V180H68ZM72 179V178H71ZM84 179H86V178H84ZM83 179V180H84ZM94 179V178H93ZM134 179V178H133ZM225 182H226V184H228V185H230V187H231V185L233 184V180L235 179L236 181H238V182H240V184H241V186H242V191L240 192V194H237V197H239V201L241 202V203H243V205H245V204H248L249 205V215L250 214H252L253 216H251V217H247L246 219L247 220H241V219H238V218H229V219H225V220H227V221H223L224 222V224L225 223H227L228 225H227V227H228V229H226V232H227V230H229L228 232L229 233H231V231L233 232V230H234V226H237L236 228H238V226L240 225V224H242V222L244 223V221H245V224H242L243 225V227L245 226V225H250V224H252V222H254V220H255V218H259V222H258V225H261L262 224V226H263V228H264V213L260 216V215H258V214H256V212H255V210L253 209V207H252V201L254 202L253 203V205H255V207H257L258 205H256V203L258 202H256L255 203V200L256 199H258L259 198V196H258V194L255 192V189H253V186H252V183H251V181L250 180H252V179H249V178H247L246 176H240V175H237V176H235L234 178L233 177H229V176H226L225 178ZM65 180V181H66ZM70 180V179H69ZM68 180V181H69ZM82 180V179H81ZM82 180V181H83ZM88 180V182H89V179H86L85 181H87ZM92 180V179H91ZM118 180H119V178H118ZM119 180V181H120ZM126 181L125 180V182H129V181ZM132 180V179H131ZM146 180V179H145ZM148 181H150V179H147ZM213 180V179H212ZM211 180V181H212ZM79 181V180H78ZM156 181V182H157ZM166 181H167V179H166ZM165 181V182H166ZM200 181V180H199ZM214 181V180H213ZM0 182H2V181H0ZM63 182V181H62ZM61 182V183H62ZM84 182V181H83ZM87 182V183H88ZM142 182V181H141ZM151 182H150V184H151ZM185 182V183H184ZM263 182V181H262ZM66 183H67V181H66ZM86 183V184H87ZM126 183V184H127ZM183 183V184H182ZM196 183V182H195ZM179 184H180V187H179ZM194 184V183H193ZM218 184V183H217ZM83 185L84 186H86V187H88L87 185H85V183H83ZM64 187V188H63ZM123 187V188H122ZM58 188V189H59ZM91 188V189H90ZM216 188H217V186H216ZM215 188V189H216ZM57 189V190H58ZM122 190V192H121V190ZM156 189V190H155ZM174 189H173V191H174ZM213 190V192L215 191V193H217L218 191H217V189L216 190ZM232 189V188H231ZM126 190V189H125ZM167 190V189H166ZM1 192V193H2ZM11 192H14L13 193V195H12V193ZM59 191H57V194H59L58 193ZM17 193V194H16ZM73 193V194H72ZM178 193V192H177ZM4 194V193H3ZM4 194V196L5 197H2V196H0V198L1 199H6V195ZM11 196H10V195ZM16 194V196H14ZM179 194V193H178ZM1 195V194H0ZM60 195H61V193H60ZM67 195V196H66ZM173 195V194H172ZM174 195H175V193H174ZM181 195L183 196V194L182 193H180L178 196L177 195H175V196H177V197H181ZM72 196V197H73ZM8 197H7V199H8ZM51 197V196H50ZM49 197V198H50ZM61 197H62V195H61ZM62 197V198H63ZM69 197H71V196H69ZM68 197V198H69ZM83 197V198H82ZM85 197V198H84ZM157 197V196H156ZM192 197V196H191ZM214 197H216V196H214ZM236 196H235V198H237ZM48 198V197H47ZM52 198H53V196H52ZM83 200H82V199ZM124 198H125V196H124ZM176 198V197H175ZM188 198H189V200H188ZM221 198V197H220ZM220 198H219V201H221L220 200ZM225 198H227V197H225ZM233 198V197H232ZM0 199V200H1ZM6 199V200H7ZM12 199V198H11ZM44 199H45V201H44ZM70 199V198H69ZM179 199V198H178ZM194 199V200H193ZM196 199H199V198H196ZM195 199V197L194 198H192V200L193 201H197ZM212 199H214V198H212ZM212 199H210V200H212ZM255 199V200H254ZM57 200V199H56ZM71 200H73L72 198H71ZM121 200V201H120ZM124 200H126V199H124ZM181 200V199H180ZM185 200V201H186ZM201 200H202V202L204 203V200H203V198H200V200L198 201V203H196V205L198 204V205H201L199 202H201ZM2 202H3V200H1ZM9 201V200H8ZM8 201H5L4 203H5V207H4V205H0V207L2 206V208H0V210L3 212L6 208H7V210L8 211H10V207L8 206L7 207V205H6V202L8 203ZM193 201L191 202L192 204H195V202L193 203ZM206 201V200H205ZM213 201V200H212ZM48 202H51L50 200L49 201H46V203H45V205H47V203ZM68 202V201H67ZM72 202V201H71ZM73 202H75V201H73ZM72 202V203H73ZM215 202V201H214ZM233 202H236L235 200L233 201ZM10 203V202H9ZM64 203V202H63ZM63 203H61V205H63ZM66 203V202H65ZM65 203H64V205H65ZM69 203V202H68ZM85 203V202H84ZM84 203H83V205H84ZM89 203H90V205H89ZM213 203V202H212ZM212 203H211V205H212ZM237 203V202H236ZM206 205H207V203H205ZM66 205H67V203H66ZM74 205H75V203H74ZM81 205H82V203H81ZM82 205V207H85V206H83ZM85 205H86V203H85ZM219 205H220V203H219ZM132 203H131V205L129 206V210H127V211H130L131 210V212H133L132 211V209H134V207L132 206ZM201 206H204V205H201ZM209 206V205H208ZM215 206V205H214ZM246 206V205H245ZM244 206V207H245ZM3 207L5 208V209H3ZM12 207V206H11ZM21 207H20V209H21ZM70 207H72V206H70ZM130 207L132 208V209H130ZM205 207V206H204ZM247 207V206H246ZM254 207V208H255ZM55 208H56V206H55ZM64 208V207H63ZM80 208V207H79ZM79 208H76V210H78ZM86 208V207H85ZM210 208H212V206L210 207ZM49 209L50 208H47L46 209V211H47V214H51V213H48V211H49ZM64 209H67V206H65V208ZM69 209V208H68ZM83 209V208H82ZM247 209V208H246ZM39 210V209H38ZM71 210V209H70ZM74 210H75V207H74ZM0 211V213H2ZM8 211H6V212H8ZM23 211L25 212V209H23ZM23 211H22V213H23ZM50 211H51V209H50ZM49 211V212H50ZM63 210H60V212H62ZM82 210H80V212H81ZM152 211V210H151ZM150 211V212H151ZM228 211V210H227ZM232 211L233 210H231V214H233L232 213ZM5 212V211H4ZM3 212V213H4ZM5 212V213H6ZM15 212V211H14ZM20 212V211H19ZM44 212H45V210H44ZM52 212V211H51ZM59 212V213H60ZM63 212H66V210L65 211H63ZM68 212V211H67ZM236 212V211H235ZM248 212V211H247ZM74 213H76V211L74 212ZM82 213V212H81ZM87 213V214H88ZM152 213L153 212H151V216H152ZM155 213H157V212H155L154 211V214ZM230 213V211H228V215H231V214H229ZM245 213V212H244ZM13 214V213H12ZM24 214V213H23ZM41 214H42V212H41ZM46 214V213H45ZM77 214H78V211H77ZM90 214H88V216L90 217ZM150 214V213H149ZM148 214V216H150ZM154 214H153V216H154ZM225 215H223V216H221L220 218H222V217H224V216H226L227 215V213H224ZM11 215V214H10ZM25 215V214H24ZM81 215V214H80ZM83 215V216H84ZM3 216V215H2ZM37 216H39V215H37ZM44 216V215H43ZM48 216V215H47ZM87 216V217H88ZM152 216V217H153ZM157 216V215H156ZM244 216V215H243ZM26 217V216H25ZM28 217V216H27ZM45 217V216H44ZM43 217V218H44ZM49 217V216H48ZM134 217V216H133ZM151 217V218H152ZM219 217V216H218ZM238 217V216H237ZM253 217H254V220H253ZM34 218H36V217H34ZM33 218V219H34ZM41 219L42 221H43V223H42V221H40L42 224H45V220H47V219H45L44 218V220L42 219V216L41 217H37L36 219ZM129 217H127V219H128ZM132 218V217H131ZM225 218H227V217H225ZM5 219V218H4ZM7 219V218H6ZM32 219V220H33ZM36 219H34L33 221L31 220V218H29V220H30V222L32 223H30V222H28L27 224L28 225H32V227L31 228H34L33 226H34V221L36 222ZM88 219V220H87ZM130 219V218H129ZM128 219V220H129ZM154 219V218H153ZM244 219V218H243ZM257 219H256V222H257ZM91 220V221H90ZM144 220V219H143ZM147 220V219H146ZM220 221H221V219H219ZM11 221V223L13 224V222H12V220H10ZM9 221V222H10ZM13 221H14V219H13ZM84 221H85V219H84ZM89 221V222H88ZM134 221H138V220H134ZM148 221V220H147ZM216 221V220H215ZM38 222H39V220H38ZM37 222V223H38ZM49 221L47 220V223H48ZM112 222V223H111ZM116 222H118V223H116ZM139 222H140V220L138 221V224H139ZM144 222L145 221H143V223L142 222H140V224L142 223V224H144ZM152 222H154V221H152ZM157 221H155V224H157L156 223ZM14 223H16V222H14ZM30 223V224H29ZM126 223V222H125ZM160 223V220H158V224ZM222 223V222H221ZM250 223V224H249ZM261 223V224H260ZM42 224H39V225H42ZM76 224V223H75ZM134 224H136L137 225V223H134ZM134 224H133V229H132V232H133V230L134 229H136V228H134V227H137V226H134ZM141 224V225H142ZM148 224H150V222L148 223ZM153 224V223H152ZM155 224H154V226H155ZM224 224H222V225H224ZM230 224V225H229ZM38 225V226H39ZM47 225H49L48 226V229H49V227L51 226L52 227V223L50 224H47ZM101 225V226H102ZM146 225H147V222H146ZM163 225V223L161 222L160 223V226L159 227H161ZM221 225V226H222ZM241 225V226H242ZM255 225V224H254ZM150 226V225H149ZM149 226H147L148 228H150V230H153L152 228H153V226L151 227H149ZM230 226H232L231 228V230L229 229V227ZM158 227V229H157V231H155V232H152L151 234H156L157 232H159V229H161V228H159ZM218 227H220L219 225H218ZM223 227V226H222ZM240 227V226H239ZM242 227V228H243ZM247 227V226H246ZM74 228V227H73ZM115 228V229H114ZM235 228V229H236ZM241 228V227H240ZM239 228V229H240ZM248 228H250V227H247L246 228V231H247V229ZM44 229H47V226H45V228H42V230H44ZM77 230V228H74V230ZM214 229H215V231H214ZM213 229V232H210V234L212 233H214V232H216V228H214ZM220 229H221V227H220ZM223 229H225V227H223ZM239 229H237V230H239ZM244 229H245V227H244ZM250 229H252V228H250ZM6 230V229H5ZM4 230V231H5ZM73 230V229H72ZM71 230V231H72ZM76 230L73 232L74 234L76 233ZM130 230V229H129ZM149 230V231H150ZM222 230V229H221ZM236 230V231H237ZM240 230H243V229H240ZM256 230V229H255ZM264 230V229H263ZM262 230V231H263ZM1 231V230H0ZM28 230H26L25 232H27ZM71 231L69 232V230L67 231V232H69V233H71ZM148 231V229L146 230V232ZM211 231V230H210ZM2 233L0 234V264H11V263H14V262H10V260L14 257H11L12 255H13V253H12V251H14V254H15V256L16 255H18L19 254V256H21V254H22V252L23 251H26V249H27V251L26 252H23V257L24 256H26L27 254V252H28V250L30 249L31 250V245L32 244H30V242H28L27 240V245H29V246H27L26 247V245L24 246V244L22 245V248L23 247H25L26 249L24 250V248L23 249H20L19 248V245L18 244H13V243H15V242H17V241H15V242H13V240L10 242V238L9 237H7L6 235H4L5 233H6V231H5V233L3 232V231H1ZM59 233H57V234H59V235H56V236H59V240H57V241H59L60 243L62 242L61 240H63V243H61L60 244V248H67V247H70L71 249H74V251L73 250H70V248L68 249V250H66V252L67 253H65L64 254V252L65 251H63V250H65V249H62L61 251H60V249H59V251L57 250L58 248H59V242H57L56 240V244L58 243V245L57 246H55L56 248H55V250H56V252H59V254H60V256H61V252H62V254L63 255H65L66 257H68V254H70V252L71 251H73L74 253V255H75V257H73V255L71 256V254L69 255V257H68V262L69 263H72V264H78V262L76 261V260H80V257L77 259L76 257V255L78 254V249H79V243H77L76 245H77V247H76V245H74L73 246V248H72V246H71V244L73 243L71 240L69 241V242H71V244L70 243H68V242H66L65 244H64V242L65 241H67V240H69V236H68V233L66 234V231L63 233L62 231H58ZM112 232V233H113ZM207 232V231H206ZM249 232V231H248ZM251 232H253L252 230H251ZM251 232H249L250 234H251ZM4 233V234H3ZM30 233V231L28 232V234ZM60 233H63V235H65L64 236V239L61 237V236H63V235H60ZM104 234H105V232H103ZM102 232H101V234L100 235H102L103 234ZM222 233V232H221ZM9 234V233H8ZM225 234V233H224ZM233 234H237V233H234L233 232ZM232 234V235H233ZM112 235V234H111ZM114 235V234H113ZM215 235V234H214ZM221 235V234H220ZM193 236V235H192ZM207 236H209V233H208V235ZM213 236V235H212ZM211 236V237H212ZM26 237H28L27 239L29 240V236H27L26 235ZM32 237H34V236H32ZM31 237V238H32ZM75 237V236H74ZM216 237V236H215ZM220 237V236H219ZM226 237V236H225ZM35 238V237H34ZM33 238V239H34ZM57 239H58V237H56ZM60 238H62V239H60ZM198 239H195V240H198L196 243L197 244H195V249L192 251H188V243L186 242V243H181V245H180V243H179V247L178 248H174L173 246V251L174 250H176L177 252H178V256H177V258H178V261H177V264H210L209 263V261H208V259H206V253L212 258V259H214L215 261H216V264H224V259H223V257L220 255V254H218V252L216 251V250H214L212 247H210V248H207L206 249V246L208 245V243H206L207 241H208V239L206 240V242H205V235L204 234H200V235H198V237H197ZM209 238H210V236H209ZM214 238V237H213ZM32 239V240H33ZM67 239V240H66ZM70 239H71V234H70ZM74 238H73V236H72V240H73ZM189 239V238H188ZM194 239V238H193ZM256 239H258V238H256ZM255 239V240H256ZM260 239H261V241H260V246L259 247H261L262 248V252H263V248H264V231H263V233L261 234V237H260ZM32 240H30L31 242H32ZM75 240V239H74ZM99 240V239H98ZM106 240V239H105ZM124 240H126L125 238H123V240L120 242V240H118V239H113L111 242H109L108 244L110 245H107V246H105V244L107 243V241L106 242H104V244L102 245V243H99V246L100 247H102V246H104L103 248H102V252H100V253H103L105 256H104V261H103V264H128V259H129V255H128V252H127V247H126V244H124L123 243V241ZM134 240V239H133ZM187 240V239H186ZM190 240H192V239H190ZM218 240V239H217ZM128 241H130V239H127V242ZM131 241H132V239H131ZM138 242V240H134L133 242ZM210 241V240H209ZM208 241V242H209ZM216 241V240H215ZM219 242H220V240H218ZM248 241V240H247ZM256 241H259V239L258 240H256ZM13 242V243H12ZM36 242V241H35ZM93 242H95V241H93ZM92 242V243H93ZM100 242V241H99ZM32 243H34V242H32ZM70 245V246H68V244ZM82 243H83V240H82ZM96 243V242H95ZM129 243V242H128ZM190 243V242H189ZM193 243H194V241H193ZM192 243V244H193ZM218 243V242H217ZM259 243V242H258ZM66 246V244H67V247H65L64 245ZM74 244H75V241H74ZM97 244V243H96ZM134 244V243H133ZM138 244V243H137ZM137 244L136 245H134V246H137ZM207 244V245H206ZM219 244V243H218ZM249 244V243H248ZM62 245H63V247H62ZM93 245V244H92ZM176 245V244H175ZM177 245H178V243H177ZM211 245V243H209V245L207 246V247H209ZM213 245H215V244H213ZM250 245V244H249ZM257 245H259V244H257ZM83 246H86V245H83ZM95 246H97L98 247V244L97 245H95ZM212 246V245H211ZM218 246V245H217ZM21 247V246H20ZM29 247V248H28ZM51 247H53V245L52 246H50V248ZM129 247V246H128ZM141 247V246H140ZM139 247V248H140ZM149 247V246H148ZM177 247V246H176ZM194 247V246H193ZM84 248V247H83ZM238 248V247H237ZM53 249V248H52ZM82 249V248H81ZM143 249V248H142ZM21 250H22V252H21ZM70 250V251H69ZM95 250V249H94ZM138 250V249H137ZM145 250V249H144ZM172 250V249H171ZM256 250V249H255ZM254 250V251H255ZM50 251H51V253L52 252H54V249L53 250H51L50 249ZM75 251L77 252V253H75ZM96 251V250H95ZM94 251V252H95ZM173 251H171V252H173ZM235 251V250H234ZM18 253V254H16V253ZM56 252L55 253H53L54 254V256L53 255H51V253L49 254L48 253V255L50 256V258L49 259H51V257L55 260L54 262H51L52 264H59L60 263V260H63L64 258H66L65 256H63L62 255V259H60L61 257L59 256V255H57L56 254ZM94 252H93V254H94ZM177 252H176V254H177ZM79 253H81L80 252V250H79ZM98 253V252H97ZM139 253V252H138ZM174 253V252H173ZM232 253V252H231ZM246 253H248V252H246ZM29 254V253H28ZM58 256H56V255ZM254 252L253 251H251L250 253H249V258L250 259H254L255 260V258H254ZM89 255V254H88ZM90 255H92V254H90ZM89 255V256H90ZM175 255V254H174ZM27 256H29V258H31V256H30V254L29 255H27ZM100 256V255H99ZM101 256H102V254H101ZM209 256H207V257H209ZM17 258H18V256H16ZM16 257H14L13 259L14 260H16L17 258ZM22 257V256H21ZM21 257H19L20 259H21ZM22 257V258H23ZM57 259V258H59L60 260H59V263H58V260H56L55 258ZM64 257V258H63ZM70 257H71V259L75 262H71L72 260L70 259ZM103 257V256H102ZM137 257V256H136ZM11 258V259H10ZM27 258V259H26ZM29 258L28 257H24V260L23 259H21L20 261L21 262H23V261H27V260H29ZM75 258V259H74ZM85 258H86V260L84 261V262H86V264H87V256H85ZM92 258V257H91ZM97 258V257H96ZM241 258V257H240ZM246 258V257H245ZM26 259V260H25ZM53 259H51V260H53ZM67 259V258H66ZM82 259V258H81ZM161 259V258H160ZM227 259H229V258H227ZM13 260V261H14ZM19 259H17V261H18ZM23 260V261H22ZM71 260V261H70ZM234 260V259H233ZM12 261V260H11ZM17 261H15L16 263H18ZM19 261V263L20 264H24L25 262H23V263H21ZM30 261H31V259H30ZM57 261V262H56ZM65 262V260L64 261H62L61 263L62 264H67L68 262ZM93 261V260H92ZM101 261H102V258H101ZM160 261V260H159ZM235 261V260H234ZM7 262V263H6ZM65 262V263H64ZM152 262H154V264H155V261L153 260ZM152 262H149L148 264H151ZM156 262L158 263V260H156ZM231 262V261H230ZM229 261H228V263H230ZM233 262V261H232ZM245 262V261H244ZM243 262V263H244ZM50 262H49V264H51ZM60 263V264H61ZM93 263H95V261H93ZM213 263V262H212ZM228 263H226V264H228ZM236 263H239V262H236ZM261 263V262H260ZM15 264V263H14ZM27 264H29V261H27ZM80 264V263H79ZM82 264V263H81ZM83 264H85V263H83ZM88 264H90L89 262H88ZM96 264V263H95ZM101 264H102V262H101ZM153 264V263H152ZM173 264V263H172ZM234 264V263H233ZM242 264V263H241Z\"/></svg>", "mask_w": 264, "mask_h": 264}]
</instances>
